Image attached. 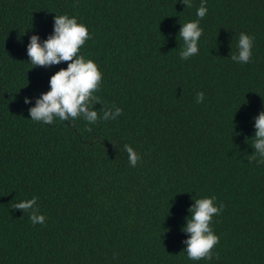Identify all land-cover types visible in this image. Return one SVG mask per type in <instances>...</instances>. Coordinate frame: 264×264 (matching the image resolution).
Returning a JSON list of instances; mask_svg holds the SVG:
<instances>
[{"label":"trees","instance_id":"trees-1","mask_svg":"<svg viewBox=\"0 0 264 264\" xmlns=\"http://www.w3.org/2000/svg\"><path fill=\"white\" fill-rule=\"evenodd\" d=\"M202 2L199 52L182 60L179 30ZM190 3L0 0V264H264V164L248 159L264 111V0ZM56 15L89 30L77 55L102 73L96 123L30 119L69 63L29 61ZM241 33L255 37L247 64L231 59ZM102 107L123 112L105 121ZM34 196L44 224L13 208ZM212 196L219 258L190 260L189 209Z\"/></svg>","mask_w":264,"mask_h":264},{"label":"clouds","instance_id":"clouds-1","mask_svg":"<svg viewBox=\"0 0 264 264\" xmlns=\"http://www.w3.org/2000/svg\"><path fill=\"white\" fill-rule=\"evenodd\" d=\"M186 7H191L190 0H181ZM208 9L205 2L196 12L197 20L183 24L179 30L178 39L184 41V49L180 56L182 60L197 55L199 52L198 42L203 29L199 26V20L204 18ZM90 39L89 30L86 25L77 22L76 17L68 15H56L54 32L46 40L41 42L38 35H32L28 44V57L34 67L58 65L62 61L69 62L67 68H61L50 79V90L44 92L36 100L35 106L29 109L30 119L44 124H53L54 117L61 121L75 120L82 117L90 124L96 123L98 112L93 110L96 103H101L100 98L94 93L99 91L102 80V73L97 65L91 59L86 60L83 55L78 56V52L85 41ZM254 36L241 33L238 42V55L233 54L231 59L234 62L247 64L252 58V48ZM204 93H197V103H202ZM26 104L31 102V98L25 97ZM103 111L102 119H116L123 112L122 108H116L115 112L111 109ZM255 135L251 146L254 152L249 156V162L255 161L257 164H264V111H261L255 118ZM87 131L91 132L89 127ZM247 139V138H246ZM124 150L128 154V160L132 167H135L141 157L129 144L124 145ZM37 197L31 200L15 203L13 208L30 212L29 219L35 225L44 224L45 216L39 214V208L36 206ZM195 199V203L189 209L191 215L187 218V224L184 231L190 233L187 240L184 241L187 256L190 260L198 261L206 258L211 261L218 254L213 252V248L219 242V236L216 235L210 227L214 215H219L224 205L214 204L215 196Z\"/></svg>","mask_w":264,"mask_h":264}]
</instances>
